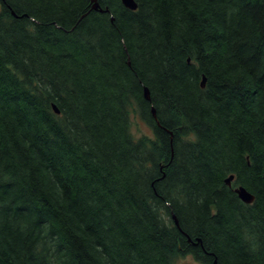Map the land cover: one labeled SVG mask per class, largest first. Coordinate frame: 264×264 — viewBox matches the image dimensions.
<instances>
[{"label":"trees","instance_id":"16d2710c","mask_svg":"<svg viewBox=\"0 0 264 264\" xmlns=\"http://www.w3.org/2000/svg\"><path fill=\"white\" fill-rule=\"evenodd\" d=\"M135 2L0 0V264H264V0Z\"/></svg>","mask_w":264,"mask_h":264},{"label":"water","instance_id":"95a60500","mask_svg":"<svg viewBox=\"0 0 264 264\" xmlns=\"http://www.w3.org/2000/svg\"><path fill=\"white\" fill-rule=\"evenodd\" d=\"M90 2L93 4V8L92 9L94 11H99L101 13L108 12V10H103L100 7L99 0H90ZM122 4L124 5V7H126L127 9H129L131 11H136L137 8H138V5L135 2V0H122ZM205 85H206V79H205V77H203L202 84H201L202 88H205ZM144 96H145V98L148 101H151L150 91H149V89L147 87L144 90ZM53 108H54L55 112L57 114H59V110L56 108L55 105L53 106ZM152 112H153L154 117L156 118L155 109H153ZM158 124H159V122H158ZM233 180H234V176L231 175L230 177H228L226 179V184L228 186H232ZM235 193L238 195L239 199L245 204L249 205V204H252L255 201L254 195H252L246 188H244L242 186L236 188L235 189ZM173 220L175 222V225L179 227L178 220L176 219L175 216H173ZM184 235L187 236L186 234H184ZM188 241L191 242V239H188ZM194 244H195V246L197 245L196 243H194ZM214 264H217L216 261L214 262Z\"/></svg>","mask_w":264,"mask_h":264},{"label":"rangeland","instance_id":"374dc122","mask_svg":"<svg viewBox=\"0 0 264 264\" xmlns=\"http://www.w3.org/2000/svg\"><path fill=\"white\" fill-rule=\"evenodd\" d=\"M131 126L130 131L133 137L137 140L142 138H150L153 137L152 129L146 125L135 112L131 111ZM174 264H202L201 262L197 261L193 256H185L180 257L175 260Z\"/></svg>","mask_w":264,"mask_h":264},{"label":"bare ground","instance_id":"6f19581e","mask_svg":"<svg viewBox=\"0 0 264 264\" xmlns=\"http://www.w3.org/2000/svg\"><path fill=\"white\" fill-rule=\"evenodd\" d=\"M174 216V215H173ZM176 217V216H175ZM177 219V218H176Z\"/></svg>","mask_w":264,"mask_h":264}]
</instances>
